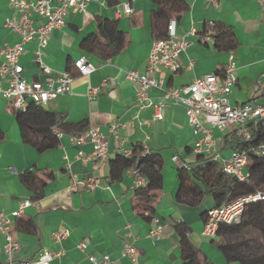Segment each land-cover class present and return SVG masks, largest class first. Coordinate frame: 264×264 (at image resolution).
Wrapping results in <instances>:
<instances>
[{
    "label": "crops",
    "instance_id": "0c3cea01",
    "mask_svg": "<svg viewBox=\"0 0 264 264\" xmlns=\"http://www.w3.org/2000/svg\"><path fill=\"white\" fill-rule=\"evenodd\" d=\"M31 1V0H28ZM130 1L132 11L125 14L121 3ZM188 8L175 21L176 33L188 41L179 54L177 71L161 68L155 76L163 86L180 88L195 78L218 72L230 59L236 65V82L229 100L233 105L245 102H264V10L260 0H184ZM156 8L153 0H88L84 12L69 13L65 25L54 29L41 50V60L53 70L70 68L73 79L70 91L48 100L43 108L54 112L69 125L59 135L56 146L38 152L22 140L15 115L9 101L0 93V211L11 212L21 200L30 198L32 204L12 221L13 236L20 244L14 260L34 259L44 250L60 252L50 264H94L90 256L99 258L107 254L109 264H240L228 260L217 245V238L201 234L206 211L216 206L215 200L201 182L208 179L212 169L204 174L197 167V154L192 146L196 139L188 125L184 106L167 101L161 108V118H155V109L136 105L134 89L125 77L128 69L145 70L152 45L151 13ZM96 16L115 20L119 30L126 33L123 49L108 59L80 47L81 40L93 32ZM18 13L8 0H0V58L2 49L19 39V35L7 26V19H15ZM207 22H219L231 28L237 40L232 51H220L214 47L211 37L202 40L199 32ZM34 41L24 45L19 57L23 67L22 77L27 81L45 82L35 59ZM84 54L95 66L88 75H78L72 61ZM6 78L0 75V87L5 88ZM91 87L95 93L89 92ZM153 101L161 93L149 90ZM203 125L209 127L204 118ZM85 122L96 127L108 140V154L100 159L85 162L78 155L92 156V146L85 142L76 146L70 133L76 125ZM118 124L116 133L126 147L136 142L158 154L162 160V184L153 203V213H148L149 203L136 197L132 169L123 171L121 177L112 180L109 160L115 155L113 136L109 127ZM249 126V125H247ZM240 127L229 126L213 129L214 148L218 152L214 166L220 170V159L227 158L233 149L232 134ZM184 163L182 171L185 189L183 199L176 198L180 168L172 157ZM29 172L28 182L22 173ZM204 177H203V176ZM84 183L96 181L87 189L79 185L70 190L71 177ZM210 181L213 180L209 178ZM190 187L205 191L192 202ZM156 224L162 227L156 239L149 231ZM184 233H183V232ZM57 232H66L55 238ZM86 243L84 250L78 247ZM132 243L136 257L123 254V244ZM191 252L194 261L186 256ZM0 264H7L3 255L0 235Z\"/></svg>",
    "mask_w": 264,
    "mask_h": 264
},
{
    "label": "built area",
    "instance_id": "2783aa9c",
    "mask_svg": "<svg viewBox=\"0 0 264 264\" xmlns=\"http://www.w3.org/2000/svg\"><path fill=\"white\" fill-rule=\"evenodd\" d=\"M215 3L216 0H205ZM10 6L18 13L15 19H7L6 24L19 35V39L7 44L2 49L3 58H0V75L6 78L5 88L0 87V93L9 101L12 110L24 109L27 101H33L41 105L48 100L56 98L60 94L70 91L73 74L69 70L56 71L44 64L41 60V50L46 46L48 38L54 29H60L65 25L66 16L73 12H84L88 0H8ZM264 10V0H260ZM125 14L132 11L130 1L121 3ZM176 24L171 20L168 25V34L164 38L154 39L147 57L145 70L128 69L125 77L134 89L136 105L142 109L152 106L155 109L154 117L161 118L160 110L167 101L181 103L185 109L188 125L192 128L196 139L192 150L196 154L217 159L219 157L214 145L213 129L223 130L229 126H238L239 130L249 136L248 127L257 126L264 136V102H245L239 105L231 104L229 93L236 82V65L230 59L218 72L204 74L195 78L190 84L180 88H166L163 82L155 74L161 68L177 71L179 68L178 57L188 46L184 35L176 33ZM204 36L202 39L206 38ZM34 41L36 44L35 59L40 72L46 75L45 82L33 80L27 82L22 77L23 67L19 63V57L24 51V45ZM71 66L78 75H88L95 70V66L84 54L75 58ZM154 89L161 93L158 101H153L149 90ZM89 92L95 93L91 87ZM201 118L209 124L203 125ZM249 125V126H247ZM118 124L109 127L113 136L115 152L126 156L131 154V147H126L123 139L116 133ZM74 145L80 146L89 142L92 146V156H84L81 150L78 155L82 160L100 159L108 154V140L96 127H88L77 136H71ZM254 153L264 155V142L252 147ZM178 166H185L177 156L172 157ZM248 162V154L245 149L234 148L227 158L220 159L221 170L238 180H245L247 172L245 166ZM134 173V189L137 186L146 185L142 176ZM96 181L81 182L75 176L71 177L70 190L75 191L79 185L87 189L95 187ZM264 199V193L256 190L252 193L238 196L230 201L222 202L206 211L201 234L210 238L218 237V228L221 224H231L240 221L245 205ZM32 201L25 198L20 201L18 207L11 212L0 211V235L3 240V255L7 264H50L51 260L60 252L44 250L34 259L14 260L15 253L20 249V242L13 236L12 221L20 216ZM66 232H57L55 238H61ZM162 234V227L156 224L149 231V235L158 239ZM78 247L86 248V243L80 241ZM123 254L135 258L137 251L132 243L123 244ZM94 264H109L107 254L99 258L90 256Z\"/></svg>",
    "mask_w": 264,
    "mask_h": 264
},
{
    "label": "trees",
    "instance_id": "16d2710c",
    "mask_svg": "<svg viewBox=\"0 0 264 264\" xmlns=\"http://www.w3.org/2000/svg\"><path fill=\"white\" fill-rule=\"evenodd\" d=\"M153 2L156 4V8L151 13V30L154 40L167 36L170 21L179 19L188 5L184 0H153ZM204 36L211 37L214 47L220 51H232L237 45L231 28L219 22L205 23L202 31L199 32L200 40ZM125 42L126 33L118 29L115 20L96 16L95 30L81 40L80 47L88 52L96 51L102 59H108L118 54L123 49ZM67 70L71 71L69 67ZM12 112L15 115L22 140L32 145L38 152L56 146L59 135L67 126L69 127L61 116L33 101H27L24 109L12 110ZM70 126L77 129L75 133H70L71 136H77L89 127L85 122L76 125L70 124ZM247 131L248 137L244 130H236L230 140L233 149L241 148L247 151V177L245 180H238L224 173L220 168L216 173L217 181L214 183V166L218 160L197 154L196 161L199 165L192 169L195 171L198 167L204 176L206 172L213 170L207 176L208 179H203L201 182L204 189H208L212 194L216 205L256 190L264 193V155L256 154L252 150V147L264 142V136L257 126H249ZM178 168H180V186L176 198L182 201L185 189L182 171L186 166H178ZM126 169H134L136 174L142 176L146 181V185L135 187V195L149 203L146 210L148 213H153L152 205L162 184L160 156L148 150L143 144L136 142L131 147L130 155L126 156L116 152L109 160V175L112 180L119 179ZM30 175L29 172L22 173L25 182H28ZM212 176L213 180L210 181L209 178ZM193 188H189L193 191L191 203L197 201L205 192L198 187V191L195 192ZM216 241L220 251L228 260L233 258L240 264H264V199L245 205L239 222L221 224L218 228V240ZM186 256L190 261H194L191 252L186 253Z\"/></svg>",
    "mask_w": 264,
    "mask_h": 264
},
{
    "label": "rangeland",
    "instance_id": "374dc122",
    "mask_svg": "<svg viewBox=\"0 0 264 264\" xmlns=\"http://www.w3.org/2000/svg\"><path fill=\"white\" fill-rule=\"evenodd\" d=\"M247 167V165L245 166V168Z\"/></svg>",
    "mask_w": 264,
    "mask_h": 264
}]
</instances>
